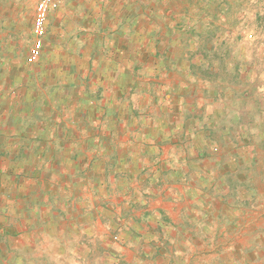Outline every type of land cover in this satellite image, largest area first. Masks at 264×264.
I'll return each mask as SVG.
<instances>
[{"label":"rangeland","instance_id":"374dc122","mask_svg":"<svg viewBox=\"0 0 264 264\" xmlns=\"http://www.w3.org/2000/svg\"><path fill=\"white\" fill-rule=\"evenodd\" d=\"M223 1L103 0L98 13L82 0L80 12L67 10L70 25L61 29L71 35L73 22H81L76 28L79 40L72 43L74 37L70 38L67 49L73 51L77 43L73 54L83 58L85 47L93 50L98 59L92 58V74L87 68V75H71L65 85L58 81L63 78L58 73L49 77L41 71L42 65L46 67L42 61L34 69L19 66L25 70L16 75L17 89L22 88L25 94L33 87L40 104L46 87H54V98L63 90L68 93L72 87H85L84 101H95L94 105L103 109L97 113L94 108L93 112L99 117L104 114L105 124L41 122L33 133L38 137L46 130L74 135L83 131L101 138L108 132L119 133V117L147 116L145 102L152 92L143 87H168L181 105L191 103L192 112L182 105L185 132L189 129L186 116L201 124L180 147L183 153L192 151L188 169L179 162L181 168L171 170L172 184L181 199L165 205L169 216L161 219L163 223L157 222V228L149 230L146 219L143 225L142 214L131 211L133 224H121L116 217L111 223L120 227L103 224L88 235L72 232L55 243L50 241V247L39 242L35 252L27 253L28 260L23 253V264H264V28L255 22L264 1L227 0L228 8ZM34 15L28 8L17 18L21 21L19 38L25 43L23 56L31 59ZM107 18L109 28L97 26ZM60 19L61 15L49 21L53 44L59 39L51 26ZM169 91L156 88L154 93L165 98ZM106 99L108 113L102 104ZM55 107L56 112L58 105ZM170 111L168 107L165 115H171ZM150 126L143 123L140 128L147 131ZM156 129L161 132V126ZM50 140L25 138L21 142L23 147L38 149L43 146L40 142ZM157 140L160 145L159 136ZM109 142L117 145L115 140ZM160 146L168 149L166 143ZM162 154L155 158L160 163ZM8 157L2 155L0 160ZM157 171L160 173L154 170L153 174ZM8 175L1 171L0 179L9 181ZM3 196L8 198L9 192ZM0 218V223H9L5 215ZM135 223L140 227H134ZM8 259L6 251L3 264H10Z\"/></svg>","mask_w":264,"mask_h":264},{"label":"crops","instance_id":"0c3cea01","mask_svg":"<svg viewBox=\"0 0 264 264\" xmlns=\"http://www.w3.org/2000/svg\"><path fill=\"white\" fill-rule=\"evenodd\" d=\"M57 1L59 8L50 13L42 46L38 50L39 55L35 57L31 53V59L23 56L25 43L19 38L21 21L17 18L19 13L28 8H32L35 14V1L0 0V156H9L8 160L1 158L0 172L10 175L9 181L0 179V216L5 215V220H9V223H0V264L4 263L6 251L10 264H23V253L28 260L27 253L35 252L39 242L50 247V241L55 243L72 232L75 235H88L93 228L97 229L98 225L103 224L106 227H120L119 224L111 223L116 217L121 224H133V218L130 219L131 211H138L139 216L142 214L143 225L146 219L147 225H150L149 230L157 228V222L169 216L165 205L181 199L170 176L172 169L180 167L179 162H184L185 169H188L186 165L190 163L188 156L192 155V151L183 153L181 144L194 128L198 131L201 125L193 116H186L189 129L185 132L182 110L187 107L188 112H192L191 103L182 102V107L179 97L174 96L168 87H143L152 92L147 96L148 103L145 102L148 106V110H144L147 116L119 117L116 119V124H120L122 128L119 133L108 132L102 138L92 133L85 135L83 131L74 135L67 131L46 130L42 133L43 137L33 134L41 122L61 125L67 122L78 125L101 121L106 123L102 120L104 114L97 116L98 111L103 109L96 107L95 101H84L82 92L85 87H72V91L68 93H63V90L58 98L51 94L54 87H46L41 104L33 87L26 89L25 94L22 88L17 89L16 75L19 70H25L24 66L22 69L19 67L21 65L34 69L42 61L46 65L45 69L44 65L41 66L42 70L38 68L42 72L45 70L49 77L58 73L63 77L58 81L62 80L65 85L68 83L66 79L69 80L71 75H87V68L92 74L91 71L95 68L91 61L93 57H98L93 50L88 51V47H85L83 58L73 54L77 43L73 46V51L67 49L70 38L74 37V40H70L72 43L77 38L79 40L81 34L76 28H80L81 22H73L71 35L61 29L70 25L66 17L67 10L72 13L80 12L83 8L82 0ZM87 4L96 8L99 13L103 0H87ZM59 15L62 19L51 26L56 29L59 39L53 44V33L48 32L51 25L49 21L51 17L59 18ZM108 19L97 26L109 28ZM32 38L36 48L33 31ZM94 40L97 41L96 38ZM95 47L97 43L93 46ZM45 59L47 61H43ZM5 85L7 87H3ZM156 88L158 91L170 90L169 95L165 98L156 97ZM105 101L102 104L108 113L109 100ZM56 105L58 110L55 112ZM168 107L171 115L167 116L165 113ZM94 108L97 113L93 112ZM70 109L72 113H67ZM156 111L160 115L155 114ZM143 123L151 125L149 130H141ZM159 126L161 132L156 129ZM158 136L162 144H168L166 151L165 147L160 146L161 143L158 145ZM25 138L51 140L50 143L40 142L43 146L34 149L23 147L21 141ZM114 140L117 145L110 144L109 141L113 143ZM89 142V146H83ZM161 152L160 163L155 158ZM154 170H159L160 173L157 171L158 175H154ZM7 191L8 198L3 196ZM154 204L157 205L153 206ZM139 216L135 218L137 222L140 220ZM133 226L139 228L140 224L135 223Z\"/></svg>","mask_w":264,"mask_h":264},{"label":"built area","instance_id":"2783aa9c","mask_svg":"<svg viewBox=\"0 0 264 264\" xmlns=\"http://www.w3.org/2000/svg\"><path fill=\"white\" fill-rule=\"evenodd\" d=\"M36 3L35 15L33 19V35L36 38V48L33 55H39V48L42 46V39L45 36L50 13L59 8L57 0H34Z\"/></svg>","mask_w":264,"mask_h":264},{"label":"trees","instance_id":"16d2710c","mask_svg":"<svg viewBox=\"0 0 264 264\" xmlns=\"http://www.w3.org/2000/svg\"><path fill=\"white\" fill-rule=\"evenodd\" d=\"M261 1H264V0H256L255 2L256 3H260ZM224 4H225V8H228V4L229 2L227 0H224L223 1ZM251 2V1H250ZM258 6V5H257ZM263 6V5H261ZM260 8V7H259ZM264 8H260V10H258V12L255 14V22L256 24L261 27V28H264V13H262V10Z\"/></svg>","mask_w":264,"mask_h":264}]
</instances>
